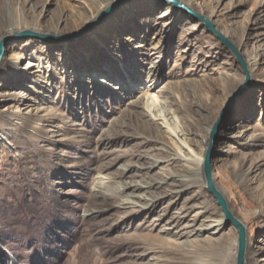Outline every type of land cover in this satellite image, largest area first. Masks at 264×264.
<instances>
[{"label": "rangeland", "instance_id": "rangeland-1", "mask_svg": "<svg viewBox=\"0 0 264 264\" xmlns=\"http://www.w3.org/2000/svg\"><path fill=\"white\" fill-rule=\"evenodd\" d=\"M112 1L0 0V38L73 33ZM191 2L247 61L260 59L250 68V90L222 123L213 167L247 225L249 251L258 254L246 264H264V0ZM6 51L0 264H235L232 224L213 244L203 236L176 240L155 227L162 214L172 223L192 197L198 209L223 214L190 160L204 156L245 75L203 23L165 0H130L83 37L15 36ZM38 55L44 72L31 73L33 82L28 65ZM6 89L26 91L31 107L4 97ZM134 184L143 198L123 191ZM183 224L184 232L193 227Z\"/></svg>", "mask_w": 264, "mask_h": 264}, {"label": "water", "instance_id": "water-1", "mask_svg": "<svg viewBox=\"0 0 264 264\" xmlns=\"http://www.w3.org/2000/svg\"><path fill=\"white\" fill-rule=\"evenodd\" d=\"M130 0H113L112 3L105 6L98 13L97 18L88 22L80 30L69 33V34H55V33H39L31 30H26L22 33L13 35H4L0 38V62L5 55V48L12 38L15 36H31L37 37L45 41H58L67 42L87 35L97 25L104 22L111 15H113L122 5ZM170 2L176 8L184 10L190 13L192 16L197 18L201 23L205 25L210 33H212L224 46L234 55L236 62L241 66L242 71L245 75L244 82L237 90L236 94L231 98L229 103L221 110L217 120L214 122L212 129L210 130L209 142L207 149L204 153V161L202 165V175L204 184L208 192L216 199L217 205L220 207L224 217L227 221V225L232 224L238 232L237 239V251L235 255V264H246L247 263V252H248V232L247 225L244 224L230 208L228 199L225 192L217 185L214 179V151L216 141L219 137V131L224 122L226 114L229 112L230 106L237 103L246 92H248L253 83L252 72L250 70L247 59L244 57L239 48L221 31H219L214 23L206 15H203L192 8L181 0H165Z\"/></svg>", "mask_w": 264, "mask_h": 264}, {"label": "bare ground", "instance_id": "bare-ground-1", "mask_svg": "<svg viewBox=\"0 0 264 264\" xmlns=\"http://www.w3.org/2000/svg\"><path fill=\"white\" fill-rule=\"evenodd\" d=\"M183 1L186 2V4L189 7H193L191 0H183ZM77 2H78V0H76L75 4H77ZM76 10H77V12H79L81 14V10H83V8L81 6H78V8ZM68 16H70V15L68 14ZM18 43L19 42H17V44ZM30 43H31L30 41L22 43V46L25 49V51L30 47ZM65 45L66 44H64L63 48H66ZM11 49H13L15 51L16 48L15 49H14V47L9 48L8 51H10ZM7 53L8 52L6 51V48H5V55L1 59V61L3 63H6V61H7V60H5V58H6L5 56L7 55ZM43 60H44V58H42V56L40 57V55H38L37 57H35L34 60L30 61L28 67H30L29 73H30V80L31 81H33V82L36 81V79L34 78V74H31V73L39 72L42 74L44 72L42 69V68H44V65L42 64ZM259 60L260 59H255V60H251V59L249 60L248 59L249 67L253 68L256 64H258ZM13 84L15 85V83H13ZM2 92H3V90H2ZM4 95H5L4 97H7L9 100H11L13 102H16L17 100H19L23 104L26 102L25 96L27 95V93H26V91H23V90L13 91L10 89H6V93H4ZM28 104L29 103L26 102V105H28ZM27 107L30 108L31 104H29ZM227 114H226V116H227ZM226 116H225V118H226ZM225 118H224V120H225ZM175 158H176V155L173 154L169 157L168 161L170 162V160L175 159ZM190 161H191V164H193V170L198 171V170H200V167L202 169L204 156L192 157ZM251 166L256 167L257 164L251 162ZM168 182H173V180L169 179ZM122 187L124 188L123 191L125 190V188H126V190L130 189L131 195H133L135 198H143V194L141 193L143 191L142 186L134 184V185H123ZM196 199H197L196 197L185 199L182 206L179 208V214L174 218L172 223H169V220H166V217L164 214H162V216L159 215V216H161L160 222H162V223L160 225L158 224L155 227H157L165 235L173 237L176 240H182V239H184V237H188V236L189 237L190 236L195 237V238H199V237L203 236L206 238V240L209 244L215 243L218 235L222 234L225 226H228L227 221L224 217V214H222V218H220L217 215L208 213L204 209H198L197 205H196ZM193 210H198V211H195V213L193 215L194 217L188 218L189 212H191ZM206 214H208V215H206ZM183 222H184V224L182 225V227H187V226H189V227L193 226V227H191V229L188 232H184L182 230V228L179 227V224L183 223ZM173 225H177V226L173 227ZM236 251H237V240L235 241L234 255L236 254ZM248 256L258 257V254L256 252L251 253L249 251V248H248L247 257ZM247 262H248V258H247Z\"/></svg>", "mask_w": 264, "mask_h": 264}]
</instances>
